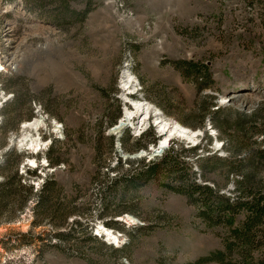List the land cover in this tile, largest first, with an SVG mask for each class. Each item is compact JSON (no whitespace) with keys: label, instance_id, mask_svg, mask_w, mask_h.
I'll list each match as a JSON object with an SVG mask.
<instances>
[{"label":"rangeland","instance_id":"rangeland-1","mask_svg":"<svg viewBox=\"0 0 264 264\" xmlns=\"http://www.w3.org/2000/svg\"><path fill=\"white\" fill-rule=\"evenodd\" d=\"M66 5L89 9L66 23ZM7 21L16 23L20 60L0 74V103L13 94L0 105V264H220L199 259L226 250L230 229L208 226L197 203L166 186L176 184L167 175L145 171L172 146L189 177L238 195L235 176L204 177L197 157L228 154L212 109L250 114L264 103V0H0V41ZM124 72L135 83L130 99L200 136L174 137L151 156L160 143L153 121L141 133L131 123L110 134L132 107L122 96ZM36 106L62 133L55 138L48 122L33 153L18 145Z\"/></svg>","mask_w":264,"mask_h":264},{"label":"trees","instance_id":"trees-1","mask_svg":"<svg viewBox=\"0 0 264 264\" xmlns=\"http://www.w3.org/2000/svg\"><path fill=\"white\" fill-rule=\"evenodd\" d=\"M34 1L37 0H32ZM61 8L67 9L68 6H60ZM88 9L89 7L81 12L67 9L69 19L66 23L81 21ZM57 22L58 28L62 22ZM186 66L191 71L198 70L195 64L187 63ZM211 103L213 107L215 102ZM211 113L212 121L220 133H227L223 148L228 154L199 156L197 163L204 177L211 170H219L226 181L235 176V190L238 195H225L221 191L223 184L216 181L212 185L202 184L191 175L189 177L187 162L179 158L172 146L158 161L148 165L145 172L153 176L167 175L170 181L176 184L166 182V186L185 194L193 203H197L198 216L208 226L224 224L230 229L232 240L225 242L226 250H212L199 261L264 264V103L250 114L221 107L212 109ZM222 114L225 116L222 117ZM191 150L195 152L194 148ZM48 184L44 185L45 190ZM44 195L40 197L42 201L48 198ZM240 213L244 216L238 220ZM235 249L240 252L241 258L233 261L227 258V252L231 253ZM255 250H261L257 257L252 254Z\"/></svg>","mask_w":264,"mask_h":264},{"label":"bare ground","instance_id":"bare-ground-1","mask_svg":"<svg viewBox=\"0 0 264 264\" xmlns=\"http://www.w3.org/2000/svg\"><path fill=\"white\" fill-rule=\"evenodd\" d=\"M126 73L127 72H124L122 75V96L128 99L129 105L132 107L127 108L118 122L112 126L113 128L111 127L112 129L110 130V134L117 135L122 133L127 127H130L131 123L134 131L141 133L146 129L147 126H149L150 122L153 121V126L156 127L160 135V143L157 145V147L152 145V148L149 149L151 156H157L160 149L163 150L164 148H167V142L169 143V140L173 139L174 137H181L183 139L195 141V139L200 136L199 132L188 129L176 120L166 117L164 113L159 111L156 106L142 100L135 101L130 99L129 95H131L130 92L132 89H134L135 83L133 76ZM42 125L43 120L38 117L31 121H25L22 127V135L19 138L18 147L23 150H29L33 153L39 152V149H42V145L44 144V141H42L38 135V130L42 127ZM36 133L38 137L35 135ZM139 157H142V155L135 154L131 158ZM103 233H106L105 235L110 239L114 238L113 232L108 229H104ZM116 237L117 236H115V238Z\"/></svg>","mask_w":264,"mask_h":264},{"label":"built area","instance_id":"built-area-1","mask_svg":"<svg viewBox=\"0 0 264 264\" xmlns=\"http://www.w3.org/2000/svg\"><path fill=\"white\" fill-rule=\"evenodd\" d=\"M16 6H14L13 8H15ZM21 8H18V11ZM5 12H9L10 14H13L10 10L5 11ZM16 23L13 21H7V24L5 26V31L7 34L6 38H3L0 41V74L2 73H12L15 72L17 70V65L19 63L20 60V52L19 49L16 46L12 45V38H11V33L14 32V27H15ZM4 94V93H3ZM9 95H13V94H6L5 97H3L2 99V103L6 102L8 99H10L11 96ZM0 103V105L2 104ZM36 113L37 116H39L38 118H41L43 120V125L40 129L46 130L48 128V122L50 123L51 126V130L52 133L54 134L55 138H60V133H62V124L61 122H58L55 119H52L49 121L48 119V114L46 112H43L40 106H36ZM36 116V117H37ZM35 117V118H36ZM34 119V118H33ZM24 181V180H22ZM126 214H123V217H125ZM121 221L125 222L126 224L128 223L124 218L123 220L121 219Z\"/></svg>","mask_w":264,"mask_h":264}]
</instances>
